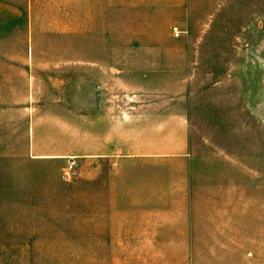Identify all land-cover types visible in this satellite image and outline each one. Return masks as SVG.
Instances as JSON below:
<instances>
[{"label": "rangeland", "instance_id": "obj_1", "mask_svg": "<svg viewBox=\"0 0 264 264\" xmlns=\"http://www.w3.org/2000/svg\"><path fill=\"white\" fill-rule=\"evenodd\" d=\"M191 2L204 29L123 0L0 1V264H123V86L162 55L187 87L184 213L211 222L139 264H264V0Z\"/></svg>", "mask_w": 264, "mask_h": 264}, {"label": "crops", "instance_id": "obj_2", "mask_svg": "<svg viewBox=\"0 0 264 264\" xmlns=\"http://www.w3.org/2000/svg\"><path fill=\"white\" fill-rule=\"evenodd\" d=\"M123 7L134 14L142 7H160L164 14L172 10L169 28L177 22L183 29H204L193 26L191 0H123ZM137 62L133 82L123 86V208H138L135 214L123 210V264H139V256L154 255L161 246L179 253L194 247L196 239L207 238L211 222L184 213L193 204V156L187 87L172 65L176 57H140ZM160 208L172 214H160Z\"/></svg>", "mask_w": 264, "mask_h": 264}, {"label": "built area", "instance_id": "obj_3", "mask_svg": "<svg viewBox=\"0 0 264 264\" xmlns=\"http://www.w3.org/2000/svg\"><path fill=\"white\" fill-rule=\"evenodd\" d=\"M173 32H174V35L176 37L180 36V30H179L178 26H174L173 27ZM75 164H76V162L74 160H72L71 163H70V169H69L71 172H75V170H74L75 169Z\"/></svg>", "mask_w": 264, "mask_h": 264}]
</instances>
